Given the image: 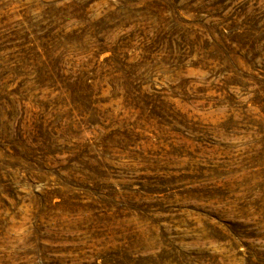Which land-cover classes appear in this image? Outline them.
I'll return each instance as SVG.
<instances>
[{
	"label": "rangeland",
	"instance_id": "1",
	"mask_svg": "<svg viewBox=\"0 0 264 264\" xmlns=\"http://www.w3.org/2000/svg\"><path fill=\"white\" fill-rule=\"evenodd\" d=\"M0 264H264V0H0Z\"/></svg>",
	"mask_w": 264,
	"mask_h": 264
}]
</instances>
